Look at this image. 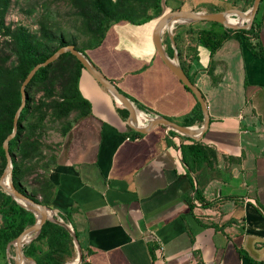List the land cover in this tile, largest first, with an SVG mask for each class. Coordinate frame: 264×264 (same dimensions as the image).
Returning a JSON list of instances; mask_svg holds the SVG:
<instances>
[{"label":"crops","instance_id":"0c3cea01","mask_svg":"<svg viewBox=\"0 0 264 264\" xmlns=\"http://www.w3.org/2000/svg\"><path fill=\"white\" fill-rule=\"evenodd\" d=\"M258 16L264 52V2ZM156 18L112 22L84 53L137 107L138 122L160 114L181 124L195 98L156 53ZM223 27L193 20L174 23L173 42L160 34L206 102L208 124L195 140L209 154L193 170L181 159L186 135L162 124L135 135L127 109L80 69L89 109L71 118L46 178L49 206L69 216L83 264H264V57L233 35L209 57L197 30Z\"/></svg>","mask_w":264,"mask_h":264},{"label":"trees","instance_id":"16d2710c","mask_svg":"<svg viewBox=\"0 0 264 264\" xmlns=\"http://www.w3.org/2000/svg\"><path fill=\"white\" fill-rule=\"evenodd\" d=\"M71 4L76 7L79 14H84L86 28L89 32L88 41L83 46H77L70 37L64 38L62 33L51 35L48 30L42 26L39 35L29 31L23 25L17 24L13 26L5 25L2 28V17L6 9L8 0H0V33L7 34L9 42L12 43L11 48L14 59L9 63L6 62L7 55L0 54V172L5 164L4 151L1 145L2 139L10 132L12 127V116L19 105L20 93L19 84L29 70V68L38 61L43 60L56 47L71 43L80 50L84 55V48L94 47L102 39L105 30L110 23L125 20L132 23H140L151 17L158 16L161 11L162 0H70ZM146 7L151 10L147 11ZM146 8V9H145ZM140 10L139 14L135 11ZM258 7L252 18L251 24L247 28L232 29L223 27V30L217 33L212 28H200L197 30V39L208 50V56L211 57L214 50L229 35L235 36L242 41L246 48L254 55L264 57L261 43L258 40V29L260 27L261 18L256 16ZM210 23H219L209 20ZM220 24V23H219ZM221 25V24H220ZM254 38V40H251ZM53 43V44H52ZM257 46V49L254 48ZM178 53V50H177ZM65 57H71L74 60L73 70L70 76L69 71L58 61H62ZM6 62V63H5ZM82 64L69 51L62 52L54 62H50L44 66L38 67L31 75L28 82L24 85L25 99L24 105L21 107L16 119V129L14 134L8 139L7 149L11 157V180L16 189L25 193L34 201L49 206L50 192L40 200L29 192H25L20 182V161L16 160L14 151L19 156L29 159L34 153L39 143L35 139H28L32 130L41 125L42 114L36 122H30V115L36 106H31V87L38 82L45 81L48 77H61V87L59 99L51 100V107L57 115H65L69 110H75L76 115H82L88 112L89 103L84 98L77 87L78 76ZM186 74V73H185ZM187 75V74H186ZM188 76V75H187ZM188 78L192 81L191 77ZM193 82V81H192ZM188 91L189 88L182 84ZM43 102V100H40ZM46 104V103H45ZM138 106V105H137ZM141 108L140 106H138ZM52 111V112H53ZM53 112V113H54ZM194 121H201V111L198 102L195 100L193 107L183 115L181 124L190 125ZM65 128L62 134L68 129ZM135 135L141 134L139 131L130 129ZM170 132H175L169 129ZM188 138L187 142H180L181 159L188 169L193 170L197 163L205 160L209 154L205 146L198 140ZM54 155L45 160L48 162L46 170L54 161ZM45 164V162H43ZM45 184L42 189L50 188L51 182L45 178ZM196 190V189H194ZM63 221H67V214L58 213ZM32 212L17 203L0 187V249L4 250L7 241L16 236L21 229L33 221ZM22 252L27 254L29 258L33 257L35 264H64L75 257L74 245L72 237L66 227L56 221L45 219L38 233L24 243ZM83 253L81 252L80 263L83 264ZM32 259V258H31ZM3 264H8L4 262Z\"/></svg>","mask_w":264,"mask_h":264},{"label":"rangeland","instance_id":"374dc122","mask_svg":"<svg viewBox=\"0 0 264 264\" xmlns=\"http://www.w3.org/2000/svg\"><path fill=\"white\" fill-rule=\"evenodd\" d=\"M162 2L165 5L180 9L202 7L206 10H221L228 7H236L245 10L249 7L251 0H162ZM263 2L264 0L259 1L256 16H258ZM146 8L147 11L151 10L150 7ZM137 10L134 12L135 14H139L140 10ZM1 22V29L5 25L13 26L21 24L37 35H39L41 27L44 26L51 35L62 33L64 38L70 39L71 37L77 46L86 44L89 37L84 14L77 13L76 7L71 4L70 0H8ZM8 40L7 34L0 33V54L8 56L6 59L7 63L14 59L11 48L12 43ZM58 63L65 68H69L67 69L69 71L67 76H70L74 60L71 57H65L61 62L58 61ZM232 64H236L233 59ZM61 78L62 76L48 77L45 81L35 83L31 87V106L33 108L36 106V108L30 115V122H36L41 114L44 116L41 120V125H37L32 130L28 139H35L39 145L34 153L30 155L29 159L24 157L20 159L19 150L18 152L14 151L16 160L20 161V182L24 191L32 193L37 200L42 199V196H45L44 193L48 196L50 192L49 187L42 189V185L46 182L47 170L45 167L48 164L45 160L55 153L62 132L70 125L71 118L76 113L72 109L65 115H57L51 107V100L59 99ZM258 98L261 100L259 106L263 108L259 119L264 122V88L260 90ZM40 100H43V102ZM256 100L257 98H252L251 102H256ZM9 253L13 254L12 246L9 247ZM8 260H10V263L13 262L9 257ZM4 262H7L5 249L3 251L0 249V264Z\"/></svg>","mask_w":264,"mask_h":264},{"label":"water","instance_id":"95a60500","mask_svg":"<svg viewBox=\"0 0 264 264\" xmlns=\"http://www.w3.org/2000/svg\"><path fill=\"white\" fill-rule=\"evenodd\" d=\"M260 0H251L249 7L245 10L238 9L236 7H228L221 10L215 11H201V10H190V9H180L173 8L168 10H162L161 13L157 16L156 21L153 25L151 36L152 41L156 50V53L161 58V60L168 66V68L174 73V75L190 90L193 94L195 100L198 102L200 111H201V123L196 125H183L178 122L168 119L160 114L155 115H146L147 119L143 124H136L133 122L134 119V104L129 100L122 92H120L113 82L108 79L94 64L78 49L74 47L73 44L67 43L62 44L56 47L48 56L43 60L33 64L29 70L26 72L19 84V93H20V102L16 107L13 116H12V127L9 133L5 135L2 139L1 145L4 151L5 164L0 173V187L4 190L11 198H13L17 203L22 205L24 208L30 210L34 216V219L31 223L26 224L21 231L14 236L12 239L6 242L5 244V255L7 257L8 264H20V259L24 256H28L22 252V246L24 243L32 239L39 231L41 223L45 219H50L58 222L63 225L69 231L73 245L75 247L76 257L80 261L81 251L80 246L77 242L76 236L68 223L63 221L60 217L49 213V210H53L48 205L34 201L28 197L25 193L16 189L11 180V157L7 149L8 139L14 134L16 129V119L18 117L21 107L24 105L25 92L24 85L28 82L33 72L40 66H44L54 59H56L62 52L69 51L75 56V58L82 64L83 68L98 82V84L107 91L110 96L117 101L120 105L125 107L128 111L126 117L127 125L139 132H145L151 129L156 124H162L166 128L175 130L176 132L189 136L193 139H198L202 132L206 129L208 124V113L206 109V102L200 91V89L188 78L184 70L178 64L175 51L173 47V54L171 56L167 55L164 51L161 42L160 34L165 31L169 39L173 42L171 28L176 22H188L193 20H211L216 21L222 24L224 27H229L232 29L236 28H247L250 26L252 18L255 14V11L258 7ZM234 15L237 17H244L243 22H230L226 19V16ZM7 177L6 182L3 178ZM38 209H41L38 211ZM12 246L13 254L15 255V260L13 263H10L8 260L9 247ZM31 264H35L32 256Z\"/></svg>","mask_w":264,"mask_h":264},{"label":"bare ground","instance_id":"6f19581e","mask_svg":"<svg viewBox=\"0 0 264 264\" xmlns=\"http://www.w3.org/2000/svg\"><path fill=\"white\" fill-rule=\"evenodd\" d=\"M226 19H227L228 21H230V22H243V21L245 20L244 17H237V16H234V15H228V16H226ZM136 108H137V107L133 108V110H134V119H133V122L136 123V124H143V122L140 123V122H138L137 119H136V111H135ZM6 179H7V177H4V178H3L4 182H6ZM40 210H41V209H38V211H40ZM53 212H54V210H49V213H50V214H53ZM8 257L11 258V260L14 262V260H15V255H13V254H11V253H8ZM21 260H22V261H21ZM21 260H20V264H31V260H32V259L29 258L28 256H24V257L21 258ZM9 261H10V260H9ZM13 262H12V263H13ZM64 264H79V261H78V259H77V257H76V252H75V257H74V259H73V262H72V260H70V261H67V262L64 263Z\"/></svg>","mask_w":264,"mask_h":264}]
</instances>
